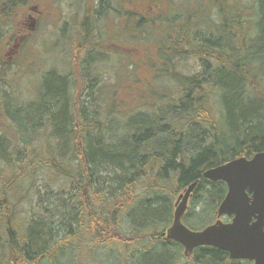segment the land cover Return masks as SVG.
I'll return each instance as SVG.
<instances>
[{
	"label": "trees",
	"instance_id": "obj_1",
	"mask_svg": "<svg viewBox=\"0 0 264 264\" xmlns=\"http://www.w3.org/2000/svg\"><path fill=\"white\" fill-rule=\"evenodd\" d=\"M32 1L0 0V264H182L162 238L177 196L198 182L185 223L208 226L227 186L204 172L264 152V0H41L76 10L19 82Z\"/></svg>",
	"mask_w": 264,
	"mask_h": 264
},
{
	"label": "water",
	"instance_id": "obj_2",
	"mask_svg": "<svg viewBox=\"0 0 264 264\" xmlns=\"http://www.w3.org/2000/svg\"><path fill=\"white\" fill-rule=\"evenodd\" d=\"M202 177L227 185L217 221L201 231L184 224L190 199L198 186L196 182L178 196L172 226L162 237L181 244L188 259L196 249L211 247L226 252L232 260L264 264V152L252 159L238 158L207 170ZM224 217L231 221L223 222Z\"/></svg>",
	"mask_w": 264,
	"mask_h": 264
},
{
	"label": "rangeland",
	"instance_id": "obj_3",
	"mask_svg": "<svg viewBox=\"0 0 264 264\" xmlns=\"http://www.w3.org/2000/svg\"><path fill=\"white\" fill-rule=\"evenodd\" d=\"M35 7H38L41 14L37 13V10ZM75 10H76V8H74L71 4L67 5V4L61 2V3L57 4V7H56V13H57L58 17L56 16L57 18L56 17L53 18L52 16L47 15V13L49 11V6L47 4V1L43 2L41 0H34L29 4L27 10L25 9L21 12L20 17L17 20V23L20 24L23 29H21V31L18 35L19 40L16 41L12 46V48L16 47V48H14L16 53L14 55H12V57H10V59H11L10 61L12 64L11 65L12 70L15 69L20 74L23 73L20 75L21 79H19V82L23 81V79L26 80L27 75H29V74H31L33 76V77L31 76L32 78H35V75L38 74V71H34L31 69V68H34V65L31 63L36 62L41 67L44 65H48V63H49L47 60L48 59V53H46V54L43 53L46 51V49L43 47V42L48 41L49 42L48 48L50 49V45H51V47L53 46L52 47L53 50H57L56 47H55L56 49L54 48V44L58 40V37H59L58 34L59 33L54 35V34H51V32L55 31V25H61V23L65 20V18L67 16L69 18L70 14ZM30 13H32V14H30ZM36 18L39 20L38 23L34 22ZM25 21H27V22H25ZM37 42H38L39 47L41 48L40 51H41L42 56L38 55ZM21 44L24 46V48L21 51V55L19 56L18 53H19V50H21L20 49L22 46ZM61 57H62L61 52H59V51L52 52L51 53L50 66L53 67L52 69H55V68H58L59 65L61 64V69H62L61 72L66 73V71H68L67 68H69V66L63 57H62L61 63L59 62V59ZM129 61L133 64L135 62H137L136 59H134V58H132ZM126 62H128V61H126ZM117 65H118L117 62H114L112 58H109L106 66H103V68H105V70L107 68V70L106 71L103 70V71L108 73L109 77L110 76H116V75H118L119 72H121V69H118ZM28 68H30L31 72H30V70H28ZM131 68H133L132 65H131ZM26 69H27L28 73L25 72ZM135 69H136V67H135ZM135 69H133L132 71H134ZM113 73H116V75H113ZM130 74H132V73H130ZM146 74H147L146 72H143L142 74L140 73V76L144 77V76H146ZM14 80H18V79H15V77H14ZM13 84L16 86V84H18V83H16V84L13 83ZM37 85H39V81L33 83V86H37ZM27 204L28 203H25V205H27ZM223 221L228 222V219L224 218ZM199 222H200V220L199 221L193 220V221H191L192 224H189L188 221H186V224L188 223L189 226L192 225V226L196 227V226H199ZM214 222H215V220L211 224H214ZM184 223H185V220H184ZM211 224H209V225H211ZM206 227H204V228H206ZM190 228L195 230L193 227H190ZM204 228H200L198 230L196 229L195 231H200ZM191 261H192V259H190L189 261H185L182 264H191Z\"/></svg>",
	"mask_w": 264,
	"mask_h": 264
},
{
	"label": "flooded vegetation",
	"instance_id": "obj_4",
	"mask_svg": "<svg viewBox=\"0 0 264 264\" xmlns=\"http://www.w3.org/2000/svg\"><path fill=\"white\" fill-rule=\"evenodd\" d=\"M217 219V218H216ZM216 221V220H215ZM228 221H230V219L228 220ZM182 248H183V246H182ZM183 250H184V248H183ZM184 252V251H183ZM194 257H192V259H193ZM186 261H189L188 259H186Z\"/></svg>",
	"mask_w": 264,
	"mask_h": 264
}]
</instances>
